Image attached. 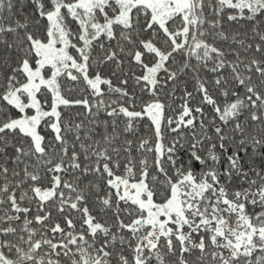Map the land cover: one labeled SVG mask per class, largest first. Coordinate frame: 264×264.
Listing matches in <instances>:
<instances>
[{
  "label": "snow or ice",
  "instance_id": "1",
  "mask_svg": "<svg viewBox=\"0 0 264 264\" xmlns=\"http://www.w3.org/2000/svg\"><path fill=\"white\" fill-rule=\"evenodd\" d=\"M0 264H264V0H0Z\"/></svg>",
  "mask_w": 264,
  "mask_h": 264
}]
</instances>
